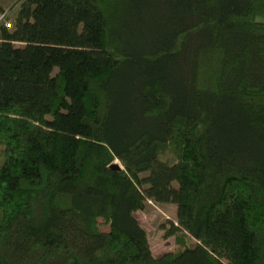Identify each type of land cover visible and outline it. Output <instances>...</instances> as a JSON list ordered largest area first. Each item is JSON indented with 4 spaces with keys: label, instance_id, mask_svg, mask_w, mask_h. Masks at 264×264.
Listing matches in <instances>:
<instances>
[{
    "label": "trees",
    "instance_id": "obj_1",
    "mask_svg": "<svg viewBox=\"0 0 264 264\" xmlns=\"http://www.w3.org/2000/svg\"><path fill=\"white\" fill-rule=\"evenodd\" d=\"M0 264H264V0H0Z\"/></svg>",
    "mask_w": 264,
    "mask_h": 264
},
{
    "label": "rangeland",
    "instance_id": "obj_2",
    "mask_svg": "<svg viewBox=\"0 0 264 264\" xmlns=\"http://www.w3.org/2000/svg\"><path fill=\"white\" fill-rule=\"evenodd\" d=\"M14 1L2 0L4 6L12 4ZM160 159L170 163L173 161L171 155L167 152L163 153ZM114 164L121 166L117 160L114 161ZM135 216L148 233L150 248L154 256L159 257L166 252L177 251L182 248L177 243L175 236L165 235L171 222L176 223L175 204L147 201L144 210L136 212ZM100 228L104 231L108 230V227L104 224H101Z\"/></svg>",
    "mask_w": 264,
    "mask_h": 264
},
{
    "label": "built area",
    "instance_id": "obj_3",
    "mask_svg": "<svg viewBox=\"0 0 264 264\" xmlns=\"http://www.w3.org/2000/svg\"><path fill=\"white\" fill-rule=\"evenodd\" d=\"M6 26H9V24H6Z\"/></svg>",
    "mask_w": 264,
    "mask_h": 264
}]
</instances>
